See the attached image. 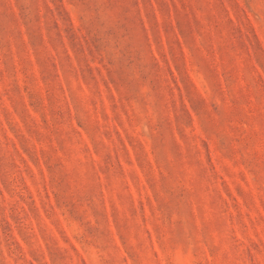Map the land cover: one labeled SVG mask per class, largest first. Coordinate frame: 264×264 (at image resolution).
Instances as JSON below:
<instances>
[{"label": "rangeland", "instance_id": "374dc122", "mask_svg": "<svg viewBox=\"0 0 264 264\" xmlns=\"http://www.w3.org/2000/svg\"><path fill=\"white\" fill-rule=\"evenodd\" d=\"M0 264H264V0H0Z\"/></svg>", "mask_w": 264, "mask_h": 264}]
</instances>
